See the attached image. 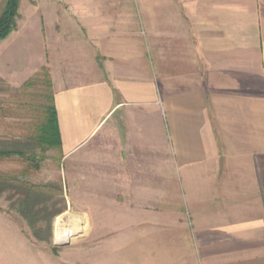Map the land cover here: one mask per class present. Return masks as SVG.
<instances>
[{
	"label": "crops",
	"instance_id": "0c3cea01",
	"mask_svg": "<svg viewBox=\"0 0 264 264\" xmlns=\"http://www.w3.org/2000/svg\"><path fill=\"white\" fill-rule=\"evenodd\" d=\"M19 18L2 65L25 59L20 83L49 69L63 158L98 136L132 176L151 157L178 264H264V0H47Z\"/></svg>",
	"mask_w": 264,
	"mask_h": 264
},
{
	"label": "rangeland",
	"instance_id": "374dc122",
	"mask_svg": "<svg viewBox=\"0 0 264 264\" xmlns=\"http://www.w3.org/2000/svg\"><path fill=\"white\" fill-rule=\"evenodd\" d=\"M43 1L47 0H23L20 4L39 5ZM3 3L0 0V11ZM146 13L141 11V35L145 36ZM19 22L18 9L16 29ZM1 45L0 138H7L14 132L24 133L22 128L13 130L14 119L2 115L10 110L25 114L17 107L24 101L18 89L26 81L19 82V73L24 69L19 63L23 65L25 59L14 60L5 69L2 58L6 49ZM32 61L29 58L28 63ZM49 76L51 79L50 73ZM115 151L112 141L98 136L70 160L56 150L42 154L39 171L24 175L23 181L54 190L39 195L36 206L38 211L44 210L40 214L42 221L34 225L43 241L32 236L30 227L17 212L14 191L0 189V212L15 229L12 232L0 228V264H178L180 252L166 250L164 245L167 201L163 178L159 177L162 172L154 170L156 165L151 157L142 161L140 156L136 159L141 161L140 169L133 171L132 176L130 166L116 163ZM19 169L10 161L0 162V173Z\"/></svg>",
	"mask_w": 264,
	"mask_h": 264
},
{
	"label": "trees",
	"instance_id": "16d2710c",
	"mask_svg": "<svg viewBox=\"0 0 264 264\" xmlns=\"http://www.w3.org/2000/svg\"><path fill=\"white\" fill-rule=\"evenodd\" d=\"M23 0H4L0 11V42L5 40L15 29L18 19L19 5ZM22 97L19 103L25 114L10 110L4 113L3 118H12L16 122L13 130L24 129V133H15L0 141V162L9 161L19 166L20 169L0 173V189L12 190L17 195V212L30 227L32 236L37 241H43L41 233L34 229L41 219L36 206L39 195L54 191L49 186H37L23 181L24 175L38 172L43 161L42 154L56 150L61 154V140L58 129L57 115L54 105V95L51 79L46 68L26 80L18 89ZM19 129V130H22ZM59 214V213H58ZM56 213H53V216Z\"/></svg>",
	"mask_w": 264,
	"mask_h": 264
},
{
	"label": "bare ground",
	"instance_id": "6f19581e",
	"mask_svg": "<svg viewBox=\"0 0 264 264\" xmlns=\"http://www.w3.org/2000/svg\"><path fill=\"white\" fill-rule=\"evenodd\" d=\"M73 222H75V223H76V222H77V219H76V220L74 219V220H73ZM74 226H76V225L74 224ZM57 235H58V234H57Z\"/></svg>",
	"mask_w": 264,
	"mask_h": 264
}]
</instances>
